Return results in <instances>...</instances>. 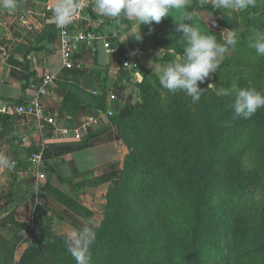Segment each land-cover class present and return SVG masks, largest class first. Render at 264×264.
I'll return each instance as SVG.
<instances>
[{"label":"trees","instance_id":"1","mask_svg":"<svg viewBox=\"0 0 264 264\" xmlns=\"http://www.w3.org/2000/svg\"><path fill=\"white\" fill-rule=\"evenodd\" d=\"M253 13L251 9L250 20ZM191 14L195 19L194 10ZM145 31L150 32L146 25ZM246 31L242 27L237 33ZM119 72L131 80L130 71ZM255 76L222 68L213 89L200 84L204 95L192 107L185 103L184 92L160 105L150 80L137 76L135 86L146 98L138 113L113 118L129 154L119 179L107 190L91 264H264V108L250 119L234 120L231 98L216 94L233 82L264 92V81ZM93 99L105 105L104 95ZM131 118L147 121V128L127 126ZM9 126L0 132V140ZM126 128L132 132L128 140L123 136ZM45 192L67 206L72 197L48 182ZM53 236L45 219L38 237L26 242L20 264H42L44 243ZM0 242L13 245L14 251L20 244L19 237L11 241L1 233ZM50 261L76 264L67 251L53 253Z\"/></svg>","mask_w":264,"mask_h":264},{"label":"crops","instance_id":"2","mask_svg":"<svg viewBox=\"0 0 264 264\" xmlns=\"http://www.w3.org/2000/svg\"><path fill=\"white\" fill-rule=\"evenodd\" d=\"M59 2L17 0L15 10H9L0 0V132L10 123L0 140V154L14 162L12 168L0 166V184H10L13 188H10V197L15 198L10 203L7 198L0 200V221L13 213L15 223L29 224L33 220V207L39 204L47 215L51 232L64 235L72 231L73 226L82 229L85 221L53 195L44 191L39 195L41 189L36 184L48 182L52 189L74 196L94 211L95 203L115 181L116 175L110 167L117 161L102 159L98 153L110 148L117 150V157L126 156L127 148L113 117L107 112L115 111L117 106L129 109L140 96L133 79L128 81L119 72L124 69L122 54L139 59L136 54L140 46L135 35L140 27L126 16L116 20L103 17L93 9L87 11L78 29L95 31L100 37L93 47L79 49L75 57L77 65L73 68L76 72H71L64 69L57 26L46 9L47 5ZM122 36L125 39L122 40ZM109 47L118 48L120 52L110 54ZM49 75L54 77L53 84L49 92L39 98L47 111L58 114V119L56 128H48L43 133L34 117L14 111L37 95L44 77ZM110 93H114L118 101L110 102L107 96ZM67 94L71 96L67 98ZM103 95L106 102L101 106L93 98ZM74 105H78L76 111ZM62 107L64 112H61ZM91 117L99 123L83 129V124ZM64 129L71 133L64 135ZM43 141L48 144L45 162L42 168H37L31 155ZM40 173L45 180L39 179ZM38 196L43 197L45 203L37 201ZM6 231L9 229L0 227V233L9 239ZM19 245L24 246L19 248L23 250L21 258L28 245L26 242Z\"/></svg>","mask_w":264,"mask_h":264},{"label":"rangeland","instance_id":"3","mask_svg":"<svg viewBox=\"0 0 264 264\" xmlns=\"http://www.w3.org/2000/svg\"><path fill=\"white\" fill-rule=\"evenodd\" d=\"M251 9H254L252 20H250L249 18ZM191 10L195 11V19H185L184 21L186 14L192 15ZM226 19H228V21H225ZM183 22L190 25L194 24V26L198 27L200 31L204 34L215 35L217 37L218 42L221 43L224 42L223 37L221 36V33L223 31L233 29L234 31L237 30L238 32V28L241 29L242 27H246L247 31L244 33V35H240L238 33V44L236 46V49L234 51H230L226 55L225 60L223 61L220 69L226 68L228 71H231V73L232 71H235L236 75H239L242 72L243 75H248L250 78H255V74L257 73L259 74L258 78H262V80L264 81V57L257 56L255 50L249 47V38L252 36L253 32L255 30L264 31V0H257L255 7H250L249 9L243 12L224 10L218 11L216 9H213L210 4H205L204 6H201L200 0H189V4L186 8L177 9L176 11L174 10L168 17L163 19L161 23L156 24L155 22H153L152 24L146 25L150 28V32L145 31V25H141L139 26L140 28L135 35V41L140 46V48L137 49L138 52L136 54V57H138L139 59L134 58L138 61L136 63L135 61H133V57H129L131 60V69L128 71H131V77L133 79L132 83L134 85L136 84V78L139 74L144 75L146 79L150 80V83L153 87V91L157 92V95L154 96V101L159 102L160 105H165L167 100L176 99L178 98L177 95H180V92L182 93V91H178L173 94V97H167V92L164 91L161 87L157 86L160 85V83L159 72L156 69L158 67L162 68L168 62L174 60L176 56L183 55V48L185 47L186 42L183 39H180L182 34L176 31V28L178 26L177 23ZM223 24L228 25L230 29L223 27ZM141 35L143 38L139 40ZM145 48L150 49L149 54L144 53ZM161 49H165V51L159 59L157 53ZM122 64H124V59ZM139 65L142 67V70L137 69V66ZM220 69H218L217 72L212 73L210 75V78L205 81L207 83V87L210 84L214 85L213 83L219 81L217 73ZM144 98H146V95L143 98L139 96L129 107V109H124V107L122 106H117L115 108V114L112 117L114 118L119 113H122V115L125 116H127L129 113H138ZM185 103L188 106L192 107L191 104L193 103L191 101V98L188 97L186 94ZM137 124L141 128L146 129L148 123L147 121H143L142 119L136 120V118H131V121L127 124V126H134ZM131 133L132 132L127 128L123 130V136H125V140H128L132 136ZM126 148V156L123 159L121 157H117L116 149L113 150L110 148H105L98 153V155L102 159L115 158L114 161H117V163H114L110 167V169L112 170V174H114V176L116 175V179L114 182L119 179L123 171L124 159L129 154V149L127 146ZM99 156L98 158L101 161ZM249 164L250 161H247L246 165ZM45 184L46 182L44 181L36 184L37 187L41 189L39 195L42 193V191L45 192ZM10 188H12L10 184L5 186L0 184V193H2V195L0 194V200H6L7 198L10 199L8 200V203H10L15 199L14 196L10 197ZM4 192L6 194L3 195ZM105 196L106 194L102 197V199L100 198L97 201L98 203H95L96 209L94 211L90 210L84 203L82 205V203L78 199L73 198V196L69 197V199H67L66 201L68 203V206L71 207L72 212L77 217L83 219L84 221H87L90 218L93 219L95 222L96 231L100 225V221L103 218V212L106 207ZM38 197L39 198H37V201L45 203V199L43 200V197ZM13 215L14 214L12 213L6 216L3 219L4 221L6 220V222H4L3 220L1 221L4 223V228L9 229V231H6L7 233H9V239H11V241H14L17 237H19L20 243L23 242V239H25V242H30L34 238H37L40 233L41 222L47 218V215L44 214L42 207H40L39 204L33 207V220L29 224L16 225ZM73 230H79V228L76 229V227L73 226ZM53 234L54 236L44 243V247L46 248V250L43 259H46L42 261V264H49V262H51L50 256L53 257V253L56 252L58 254L59 252L67 251L65 245V237L67 234ZM23 247L24 246L21 247L19 245L14 251L13 245L7 246L0 242V264H20L19 256L23 251L20 249H23ZM36 263L37 261L34 264Z\"/></svg>","mask_w":264,"mask_h":264},{"label":"clouds","instance_id":"4","mask_svg":"<svg viewBox=\"0 0 264 264\" xmlns=\"http://www.w3.org/2000/svg\"><path fill=\"white\" fill-rule=\"evenodd\" d=\"M3 6L15 10L17 0H2ZM257 0H200V5L210 4L218 11L243 12L250 7H255ZM189 0H94L93 11L101 16L118 20L121 16L133 19L137 25L159 24L170 15L171 9H184ZM81 7L80 0H60L53 11V20L57 28L63 29L70 24ZM185 19H192L186 14ZM176 31L181 33V38L186 44L183 55L176 56L159 72V83L162 88L171 93L184 92L191 98L192 103H198L204 95L205 89L200 87L212 73L220 69L226 55L234 51L238 44V33L225 30L221 33L224 42H218L215 35H207L200 31L194 24L177 23ZM226 33V35H225ZM143 37L141 35V40ZM121 39H125L124 36ZM138 40V41H139ZM249 47L255 50L257 56L264 57V31L255 30L249 38ZM165 49L157 55L159 59ZM210 84L208 87L213 88ZM218 96L230 97V107L233 119H250L258 109L264 108V92L253 87H241L233 82L231 87L216 90ZM0 166L12 168L14 162L0 154ZM96 240L95 222L93 219L85 221V226L79 230L70 231L65 237L68 253L76 264H91V246Z\"/></svg>","mask_w":264,"mask_h":264},{"label":"built area","instance_id":"5","mask_svg":"<svg viewBox=\"0 0 264 264\" xmlns=\"http://www.w3.org/2000/svg\"><path fill=\"white\" fill-rule=\"evenodd\" d=\"M81 7L77 10L72 22L66 25L63 29L57 28L58 36L61 40L62 45V57H63V66L66 70H71L76 67V55L79 49L82 46L93 47L94 43L99 39V33L95 31L88 30H79L78 26L84 18V15L87 11L93 9L94 0H80ZM56 5H47L46 9L49 13L50 18L53 20V11ZM108 52L110 54L120 52L118 48L109 47ZM124 56V64L123 67L126 70L131 69L130 58L128 55ZM54 77L53 76H45L41 87L35 97H33L27 104L20 105L14 111L15 114H21L26 116L34 117L42 130L43 133L48 128H56L58 114L49 112L45 109L43 104L40 102L39 96L46 95L49 92L50 86L53 84ZM98 94V93H95ZM109 97L110 102H115L117 97L114 93H110L107 95ZM109 116H114L115 111L109 110L107 112ZM92 123H99L98 119L93 117L89 118L85 124H83V129L89 126ZM64 135H69L71 131L64 129L62 130ZM77 133V131H75ZM47 143L43 141L36 152L31 155V160L35 164L37 168H42L44 166V152L47 148ZM40 180H45V176L43 173L39 175Z\"/></svg>","mask_w":264,"mask_h":264},{"label":"water","instance_id":"6","mask_svg":"<svg viewBox=\"0 0 264 264\" xmlns=\"http://www.w3.org/2000/svg\"><path fill=\"white\" fill-rule=\"evenodd\" d=\"M144 53H145V54H149V53H150V49H149V48H145V49H144Z\"/></svg>","mask_w":264,"mask_h":264}]
</instances>
